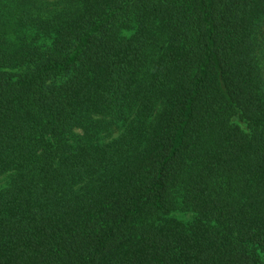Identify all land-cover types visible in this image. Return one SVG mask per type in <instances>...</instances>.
<instances>
[{
    "label": "trees",
    "instance_id": "1",
    "mask_svg": "<svg viewBox=\"0 0 264 264\" xmlns=\"http://www.w3.org/2000/svg\"><path fill=\"white\" fill-rule=\"evenodd\" d=\"M0 178V264H264V0H0Z\"/></svg>",
    "mask_w": 264,
    "mask_h": 264
},
{
    "label": "rangeland",
    "instance_id": "2",
    "mask_svg": "<svg viewBox=\"0 0 264 264\" xmlns=\"http://www.w3.org/2000/svg\"><path fill=\"white\" fill-rule=\"evenodd\" d=\"M5 184V179L4 178H0V187L4 186ZM176 217L181 219V220H188V215L186 214H180V213H177L176 214Z\"/></svg>",
    "mask_w": 264,
    "mask_h": 264
}]
</instances>
